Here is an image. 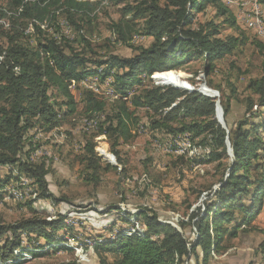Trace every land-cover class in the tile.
Wrapping results in <instances>:
<instances>
[{
    "label": "trees",
    "instance_id": "obj_1",
    "mask_svg": "<svg viewBox=\"0 0 264 264\" xmlns=\"http://www.w3.org/2000/svg\"><path fill=\"white\" fill-rule=\"evenodd\" d=\"M115 1L124 3L120 18L110 25L117 41L132 47V34L153 40L148 46H136L133 56H111L107 61L89 60L72 48L66 52L58 39L37 26L38 22L42 25L49 21L59 29L56 15L52 12L55 6L63 9L70 23H74V16L88 18L93 10L89 0L3 1L10 10L21 11L18 18L11 20L9 29L0 30V35L7 39L6 46L0 43V165L16 166L34 179L41 197H48L44 164H34L23 157L24 131L34 124L51 129L60 124L62 116L76 111L69 84L97 75L102 78L112 76V87L119 96L113 111L106 115L107 125L102 133L115 138L114 142L120 139L123 143L130 141L133 138L132 127L138 125L133 109L146 108L158 116L152 120V128L173 136L186 134L192 140L202 138L208 151L197 159L198 162H216L218 167L225 163L227 173L219 180V187L212 197L203 206L194 207L187 222H181L182 227L189 224L195 229L192 239L160 221L156 212L145 208L135 214L142 223L131 220L129 225L118 230L114 238L98 240L95 250L99 254L111 255V264H182L191 255L195 256L197 263L207 264L211 252L219 253L226 249L225 243L236 238L239 231L257 229L254 222L263 210L264 75L247 80L243 116L226 131L214 117L215 98L172 85L146 86L141 76L150 79L162 71L167 72L200 59L205 61L203 70L209 75L213 71V62L243 45L246 37L219 36L222 24L213 20L192 26L195 14L213 6L216 17H224L223 23L237 28L230 9L220 0ZM259 2L264 7V0ZM23 19H27L23 22L25 24L29 19L34 20L31 27L39 31L36 38L43 37L45 43L38 42L37 47L24 44ZM88 63L104 68L99 74L89 68ZM134 87L139 92L128 101L122 99ZM53 89L65 100L51 101L49 92ZM230 92V96L220 97L224 116L230 110L234 86H231ZM62 106L65 107L64 112ZM105 106V101L92 92L85 94L84 112L101 113L105 111ZM226 138L232 149L231 157L226 153ZM93 147V144H87L85 149L90 165L95 167L94 158H91L95 156ZM128 215L118 217L129 222ZM64 221L62 215L52 220L31 215L11 224L0 223V257L3 264H9L13 259H32L29 251L17 248L22 232L34 234L46 243H57L55 234L64 228ZM58 243L50 246L59 247ZM261 245L264 246V241ZM198 248L200 254H197ZM11 256L12 259L6 260ZM58 264L81 263L72 260Z\"/></svg>",
    "mask_w": 264,
    "mask_h": 264
},
{
    "label": "rangeland",
    "instance_id": "obj_2",
    "mask_svg": "<svg viewBox=\"0 0 264 264\" xmlns=\"http://www.w3.org/2000/svg\"><path fill=\"white\" fill-rule=\"evenodd\" d=\"M3 1L0 0V30L4 31L10 28L11 20L19 17L21 10H10ZM89 1L93 10L88 18L74 16V23L69 22L62 8H52L56 15L55 21L59 23V28H63L62 35L58 27L54 28L47 20L46 24L40 25L38 22L37 26L58 39L66 52L72 48L89 60L107 61L111 56L130 57L136 53V46H148L152 42L151 37L140 34H132V47L117 41L110 25L120 18L124 3L115 0ZM220 1L230 9L237 28L223 23L224 17H216L213 6H207L196 13L192 26L213 20L222 24L219 36H245L246 42L215 60L213 71L209 75L204 73L205 61L201 59L168 71L176 72L189 88L199 89L205 85L209 90L215 91V99L220 105V120L228 131L243 116L247 80L264 75V7L259 0ZM253 3L261 13L259 27L246 19ZM25 20L27 19H23L22 23ZM33 21L29 19L26 24L23 23L22 31L26 36L23 37V42L30 47H37L38 42L45 43L46 40L43 37L36 38L39 31L31 32ZM0 43L5 46L7 44V39L2 34ZM87 65L99 74L104 68L93 66L92 63ZM141 78L146 86H167L158 84L152 77ZM97 79L87 85L81 82L69 84L68 89L76 102V111L62 116L60 124L51 129L34 124L23 133V157L31 163L44 164L47 170L48 197H41L34 179L16 166L0 165L1 224H11L31 215L49 220L56 219L59 215L65 217L64 228L57 230L55 234V242L59 241V247H51L50 245L57 244L53 241L46 243L34 234L22 232L17 248L29 251L32 259H13L9 264H58L72 260L81 264H111V255L99 254L95 250L97 241L114 238L118 230L129 225L131 220L142 223L141 218L135 214L145 208L156 212L160 221L172 225L192 239L195 229L189 224L182 227L181 222H187L191 210L196 206H203L212 197L214 190L219 187V180L226 176L225 163L218 167L216 162H198L197 159L208 151L202 138L192 140L186 134L173 136L152 128L151 122L158 116L146 108L130 107L134 108L138 119V125L132 127L133 138L130 141L123 143L120 139L119 142H114L115 138L102 133L107 125L106 115L116 106L118 94L112 87V76L102 78L97 75ZM231 86L235 88L234 98L230 99V110L224 116L220 97L230 96ZM136 88L131 89L122 99L128 101L132 95L137 94L139 89ZM87 92H92L105 101L104 112H84V97ZM49 94L51 101L65 100L54 89ZM61 110L64 112L65 107L62 106ZM87 144L94 146L95 156L91 158H94L92 161L95 167L90 165L86 157ZM101 149L111 156V161L103 155ZM226 153L228 157L232 156L228 149ZM127 214L129 222L118 217H125ZM256 228L259 229L258 225ZM257 229L239 231L236 238L225 243L226 249L219 253L212 251L211 258L225 253L230 247L235 246L233 249L238 252V248L248 245L252 248L251 252L233 255L244 258V264H252L256 260L257 264H264V246L261 245L264 239ZM200 253L198 248L197 254ZM9 259L12 256L6 260ZM233 261L235 264L242 263V260ZM3 263L0 257V264ZM182 264H201V261L197 263L195 256L191 255Z\"/></svg>",
    "mask_w": 264,
    "mask_h": 264
},
{
    "label": "crops",
    "instance_id": "obj_3",
    "mask_svg": "<svg viewBox=\"0 0 264 264\" xmlns=\"http://www.w3.org/2000/svg\"><path fill=\"white\" fill-rule=\"evenodd\" d=\"M255 225H258L259 229L264 230V208L261 211V213L259 214V216L257 217L256 221L254 222ZM262 239H264V232H260L259 234ZM249 236V235H248ZM235 247V246H234ZM233 247V248H234ZM232 247L228 248L226 250L225 253H220L217 255V257L215 258H210L208 264H235L233 260H235L236 262L238 260H242L241 264L245 263L244 258L239 257L237 258L236 256L233 255V253H238V254H243L245 252L248 253V251H252V248H249L248 245L238 248V252H235V250ZM236 248V247H235ZM244 255V254H243ZM236 257V258H235ZM256 262V263H255ZM257 260L254 261V263L252 264H257Z\"/></svg>",
    "mask_w": 264,
    "mask_h": 264
},
{
    "label": "bare ground",
    "instance_id": "obj_4",
    "mask_svg": "<svg viewBox=\"0 0 264 264\" xmlns=\"http://www.w3.org/2000/svg\"><path fill=\"white\" fill-rule=\"evenodd\" d=\"M152 78L153 79H155L157 82H158V84H160V85H172V86H174V85H179V86H187V84H186V82L184 81V80H182L181 78H180V76L176 73V72H172V71H167V72H163V73H161V74H158V75H154V76H152ZM96 79H97V77H94V78H92V79H87V80H83V81H81V84L83 83V84H85V85H87L90 81H96ZM97 81H98V79H97ZM99 83H100V81H99ZM92 84V83H91ZM74 85V84H73ZM99 85V84H98ZM92 86V85H91ZM94 87V86H93ZM88 88H89V86H88ZM91 90V89H90ZM93 90V89H92ZM95 90V89H94ZM203 91H205V92H207V93H213L212 92V90H206V89H202ZM166 111V110H165ZM220 114H221V112H220V110H219V107L217 108V115H218V117H220ZM95 124V123H94ZM183 139V138H182ZM185 139V138H184ZM189 140V139H188ZM186 141V140H185ZM184 141V142H185ZM180 144V143H179ZM187 144V143H186ZM190 144V141H189V143H188V145ZM180 146V145H179ZM170 149V148H169ZM102 150V152H103V155L107 158V159H109L110 161H111V156H109V154L105 151V150H103V149H101ZM177 151V150H176ZM101 152V153H102ZM178 152V151H177ZM15 253H17V251H15Z\"/></svg>",
    "mask_w": 264,
    "mask_h": 264
},
{
    "label": "water",
    "instance_id": "obj_5",
    "mask_svg": "<svg viewBox=\"0 0 264 264\" xmlns=\"http://www.w3.org/2000/svg\"><path fill=\"white\" fill-rule=\"evenodd\" d=\"M174 86L177 87V88H182V89H186V90H189V91L196 90V91H198V92H200L202 94H205V95H207L209 97H212V98H216L217 97V93L215 91H212L213 93H207V92L203 91L202 89L209 90L208 88L205 87V85L201 86L199 89H192V88H189L187 86H179V85H174ZM215 105H216V109H215V115H214V117L218 120V122L221 124V126L223 128H225V126L223 125V123L220 120V117H218V115H217V108L219 107V110H220V105H219V101L218 100L215 102ZM225 142H226V146H227V149H228V153L230 155H232L231 147H230L228 138H226V141Z\"/></svg>",
    "mask_w": 264,
    "mask_h": 264
},
{
    "label": "built area",
    "instance_id": "obj_6",
    "mask_svg": "<svg viewBox=\"0 0 264 264\" xmlns=\"http://www.w3.org/2000/svg\"><path fill=\"white\" fill-rule=\"evenodd\" d=\"M248 13L249 14L246 15L247 16L246 19H249L250 20V23L255 24V25H257L259 27V25H260L259 17L261 15V13L259 12V7L256 6L255 3H253V6H251V8L249 9V12ZM59 30L61 31V34H62L63 28H59ZM33 31H34V28H32V31L31 32H33Z\"/></svg>",
    "mask_w": 264,
    "mask_h": 264
}]
</instances>
